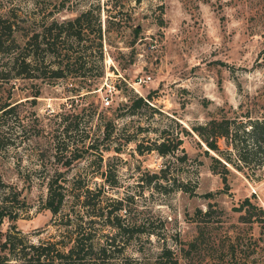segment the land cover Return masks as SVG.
I'll return each instance as SVG.
<instances>
[{"label": "rangeland", "instance_id": "rangeland-1", "mask_svg": "<svg viewBox=\"0 0 264 264\" xmlns=\"http://www.w3.org/2000/svg\"><path fill=\"white\" fill-rule=\"evenodd\" d=\"M52 1L0 0V10L7 5L29 10L36 3L53 9ZM87 1L68 0L75 10L53 15L71 16ZM99 2L101 17L109 13L127 24L119 28L118 22L109 23L108 43L102 45L103 75L97 82L102 89L70 99L63 80L39 82L40 92L33 96L30 80L0 78V103L8 104V110L0 112V200L15 191L24 197L21 206L20 201L7 200L19 207L14 224L23 236L15 251L18 258L10 261L18 264L24 251L34 254L29 243L61 239L66 225L58 224L59 218L72 212L70 207H82L68 197L52 215L42 205V169H48L45 175L53 167L62 169L66 153L59 152L56 160L51 138L65 137L61 123L69 121V138L87 133V139L98 136L103 145L101 159L84 152L62 173L84 179L90 188L101 187L95 198L100 214L90 226L98 260V247L104 245V264H152L161 248L171 251L175 264H264V222L240 221L236 208L250 196L264 210V167L253 178L231 170L223 191L219 169L211 170L213 164L190 128L212 116L232 114L240 100L264 104V0ZM135 24L140 30L134 35ZM134 95L148 97L154 110L142 105L133 114L117 112L111 140H100L105 110L116 105L118 111L125 109L121 103ZM162 134L170 145L179 141L165 154L149 149ZM163 167L165 177L160 176ZM208 191L212 195L206 196ZM208 201L209 213L203 214ZM106 213L117 215L111 221L128 230L119 233ZM10 223L2 219L0 238L11 230ZM198 226L200 240L189 248L185 241L196 235ZM110 236L111 246L105 244ZM54 248L66 249L59 242Z\"/></svg>", "mask_w": 264, "mask_h": 264}, {"label": "trees", "instance_id": "trees-1", "mask_svg": "<svg viewBox=\"0 0 264 264\" xmlns=\"http://www.w3.org/2000/svg\"><path fill=\"white\" fill-rule=\"evenodd\" d=\"M66 1L68 0L49 2V6H53V9L45 3L41 5L36 3L35 7L29 10L18 8L17 5H7L5 9L0 10V78L2 80L14 81L17 78L30 80L32 86H35L31 91L33 96H37L40 92L39 82L55 83L63 80L66 96L70 99L83 98L103 88V85L97 86V82L103 75L102 45L104 42L108 43L109 23L118 22L119 28L127 24H121L120 19H112L115 15L109 13L101 17L99 0L87 1L85 7L77 9L71 16L56 18L54 12L63 9L75 10L65 3ZM131 28L134 35L140 30L136 24ZM147 100L146 96L134 95L130 101L121 103L125 109L118 111L119 105H116L112 111L106 109L102 117L100 140H111L112 118L117 112L133 114L134 108L142 105L154 110L153 105ZM6 105L8 104L0 103V112L8 110ZM84 109L85 106L80 107V111ZM94 110V107L90 108V111ZM107 112L109 115H106ZM231 112L230 115L212 116L190 126L203 145V153L213 164L211 170L219 169L217 172L223 183V191L228 188L226 174L231 170L238 171L247 178H253L257 176L258 170L264 167V104L240 100ZM60 131L65 137L60 139L54 135L51 138V145L56 160L60 159L59 152L63 150L66 152L61 161L64 167L62 169L53 167L47 175L45 173L48 169H42L41 176L46 178V193L42 205L52 215L60 211L68 197L78 201L82 207L80 210L70 207L72 212H65L63 217L59 218L58 224L66 225L61 239H45L37 240V243H29L28 248L34 251V254L22 252L18 264H104L101 250H105V246L98 247L99 253L102 254L98 260V250H93L91 239L94 230L90 227L96 215L100 214L99 204L95 198L101 187L93 189L78 176L69 179L62 174L71 161L81 159L84 152H95L101 159L103 145H100L98 136L87 139V133L77 140L69 138L73 131L69 121L61 123ZM178 142L170 145L168 136L162 134L159 140L152 142L149 149L153 148L158 153L165 154ZM139 146L140 143L137 142L138 152ZM108 148L104 147V149ZM159 170L162 172L160 176L165 177V167ZM210 195L212 192L208 191L206 196ZM9 198L20 201L19 206L24 204V197L19 196L18 191L4 193L0 200V223L4 217L11 221L9 226L11 230H6L0 238V264H12L10 260L18 258L15 251L20 249L18 244L23 242V236L19 234L14 224L19 207L9 203L7 201ZM207 206L203 214L209 213L211 206L209 201ZM236 208L240 211L238 215L240 221L264 222V210L252 202L250 196H244ZM105 217L108 222L117 226L119 233L128 230L127 225L111 221V219L117 220V215L106 213ZM84 227L87 229H83ZM201 230L198 226L196 235L185 241L189 248L197 239L200 240ZM57 242L66 249L54 248ZM113 242V236H110L105 244L111 246ZM170 263H176L171 251L168 248H161L152 264Z\"/></svg>", "mask_w": 264, "mask_h": 264}]
</instances>
